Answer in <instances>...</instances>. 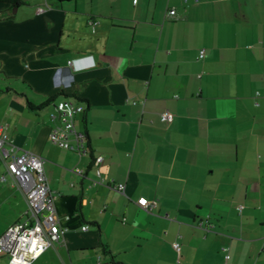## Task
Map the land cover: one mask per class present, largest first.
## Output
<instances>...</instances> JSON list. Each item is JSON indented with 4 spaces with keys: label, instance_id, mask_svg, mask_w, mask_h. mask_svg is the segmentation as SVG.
Instances as JSON below:
<instances>
[{
    "label": "crops",
    "instance_id": "1",
    "mask_svg": "<svg viewBox=\"0 0 264 264\" xmlns=\"http://www.w3.org/2000/svg\"><path fill=\"white\" fill-rule=\"evenodd\" d=\"M65 96L82 155L50 138ZM0 124L44 157L60 219L30 264H264V0H25L0 18ZM26 208L0 179V235Z\"/></svg>",
    "mask_w": 264,
    "mask_h": 264
},
{
    "label": "built area",
    "instance_id": "2",
    "mask_svg": "<svg viewBox=\"0 0 264 264\" xmlns=\"http://www.w3.org/2000/svg\"><path fill=\"white\" fill-rule=\"evenodd\" d=\"M170 16H175V8L169 10ZM204 55L203 50L200 56ZM73 60H70V63ZM94 63V62H93ZM76 67H81L76 64ZM56 78L59 75V70ZM58 122L51 128L50 138L53 143L76 151L82 155L87 152V133L84 129L78 128L76 118L84 111V105L75 99L65 96L54 102ZM167 120H172V113H163ZM0 160L6 167V173L0 176L5 180L7 176L22 186L25 190L27 208L24 217L11 225L0 235V252L8 257L9 264H30L48 246L61 239L60 219L54 205V195L50 188L45 170L44 157L29 149L22 148L16 144L7 132L6 126L0 124ZM103 156L96 155L93 158L96 177L92 178V183L103 182L101 164ZM77 172H82L81 168H75ZM115 187L124 193L125 184L119 182ZM137 203L145 208L154 204L145 196H140ZM199 225L203 224L201 219ZM88 225H83L87 229ZM176 250L180 251L179 242H174ZM223 250L227 251V247ZM230 254L226 252L225 259H229Z\"/></svg>",
    "mask_w": 264,
    "mask_h": 264
},
{
    "label": "trees",
    "instance_id": "3",
    "mask_svg": "<svg viewBox=\"0 0 264 264\" xmlns=\"http://www.w3.org/2000/svg\"><path fill=\"white\" fill-rule=\"evenodd\" d=\"M53 1H59V0H53ZM0 3L8 4L9 9L12 10V12H7V13H2V14H0V18H6V17H11L12 15H14V11L16 10V8H18L19 6H21L22 4H24V3H25V0H0ZM61 93H63L64 95H67V94H65L64 91H62ZM56 96H57V95L52 96V97L48 100V102H49L50 100H53ZM48 102H46V103H48ZM46 103H42V104H40L39 107H42V106H43L44 104H46ZM102 247H103V249H104V251H105L106 253H110V249L107 248L108 245H107L106 243H102Z\"/></svg>",
    "mask_w": 264,
    "mask_h": 264
},
{
    "label": "rangeland",
    "instance_id": "4",
    "mask_svg": "<svg viewBox=\"0 0 264 264\" xmlns=\"http://www.w3.org/2000/svg\"><path fill=\"white\" fill-rule=\"evenodd\" d=\"M0 9H1V7H0Z\"/></svg>",
    "mask_w": 264,
    "mask_h": 264
}]
</instances>
